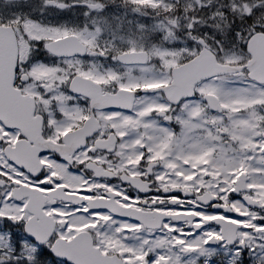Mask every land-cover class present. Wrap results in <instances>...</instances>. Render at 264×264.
<instances>
[{
  "label": "rangeland",
  "instance_id": "374dc122",
  "mask_svg": "<svg viewBox=\"0 0 264 264\" xmlns=\"http://www.w3.org/2000/svg\"><path fill=\"white\" fill-rule=\"evenodd\" d=\"M178 1V5H175L172 0H101L100 9L92 10L90 6L96 5L95 0H0V24L16 28L31 46L30 50H24L21 54L20 73L26 75L27 81L19 87L22 92L32 95L39 101L47 115L50 127L67 130L72 127L68 124L80 116L77 109L80 108L81 99L72 98L66 92L68 83L74 75L90 78L108 88L149 85L164 79L171 67L189 59L195 52L196 46L188 43L189 38L183 35L179 36L177 29L190 30V12L196 4L207 5L209 8L205 24L199 29L206 26L207 28L199 32L200 37L210 40L216 47H218L219 38L224 37L225 31H228L238 43L242 37L248 34L247 29L240 25L242 14L247 9L241 2L246 3V0ZM114 2L126 3L132 9L145 11L147 16L158 13L157 17L161 15V18L150 20L145 18V15L120 7V4L107 8V4ZM255 3L257 7H260L257 2ZM261 11L264 15V9ZM69 34L76 35L92 51L103 54V58L57 59L43 51L42 45L45 42ZM195 34L190 35L194 36ZM139 50L147 51L152 56L153 62L149 66H121L114 59L118 53ZM220 58L225 62L239 64L246 59V55L240 48L239 50L230 47L224 49L220 43ZM240 81H244V79L242 78ZM18 83L20 82L18 81ZM227 84H229L227 81L220 79V86L207 83L202 91L208 89L220 93L224 109L231 118L229 126L225 120L226 117L224 119L220 117V131H225V133L228 130L233 131L237 140L240 139V146L244 147L243 144H249V137L254 135L250 125L255 123L258 128L255 132H261L263 128L261 121L258 122L260 118L251 109H245L250 106L248 103H253L255 100V91H251L253 87L241 86L240 88ZM47 86L49 93H45L44 90ZM144 99L140 97L142 102L137 106V110L138 113L143 111L145 116L146 113H150V106L155 103V97L149 96ZM193 105L196 103H191V105L184 103L182 105L183 114L179 116V123L181 124V121L186 123L179 133L182 137L181 143L184 152H188V146L185 147V145L190 143L188 140L190 127L185 120L188 118L189 108H192ZM73 107L77 109L70 110L74 109ZM240 107L244 109L236 111ZM67 110L74 112L69 114ZM115 115L110 112L104 114L102 124L109 123L113 127L121 125L123 129L126 126V138L134 141L136 145L144 140L143 143L148 147H164L161 148L164 152L161 155L165 165L171 169L175 167L187 172L184 164L175 162L176 155L185 157L184 153L176 152L179 149L178 145L181 144L179 136L177 139L170 140L166 137L168 132L160 128H155L153 133H149L148 126L139 124L141 120L136 119L137 117H126L127 119L122 120L120 117L125 116L118 115V113ZM144 116L143 120H146ZM153 120L159 122L157 119ZM82 123L83 121L81 122L79 119L74 122L75 125ZM225 143L220 136V148H216L215 158L210 154L209 159L214 158L210 162L219 167L221 171L227 172L231 178L241 172L243 168L235 156L237 150ZM174 146H176V150ZM213 148L212 146H203L198 142L194 144V150H197L198 153L203 150L212 152ZM194 160L195 162H192ZM199 160L201 157L194 156L189 162L195 165L200 162ZM253 160L252 162L255 163H247L246 168L252 169L254 184L264 190V160L257 158ZM205 164L203 163V165ZM197 165L200 166V164ZM211 186L212 183H209L207 187L211 188ZM19 208L18 205L3 202L0 206V219L6 218L8 215L18 223L23 222L27 216H22V220H19ZM80 219L75 216L70 218L68 221L70 226L66 235H71L81 228L85 220ZM14 234L22 235L19 230ZM256 245V248L252 249L251 245V248L246 250L243 262V256L239 252L226 251L220 254L215 250L201 248L197 241L184 243L166 238H135L133 235L112 227L105 232L104 243L98 247L103 253L119 255L125 264H216L219 263L217 259L219 254L222 255L220 257V261H223L222 264H264V245ZM37 250V246L29 241L8 243L0 235V264L21 263L23 259H25L24 262H28L27 264H35L32 260L38 257ZM39 264L65 263L54 260Z\"/></svg>",
  "mask_w": 264,
  "mask_h": 264
},
{
  "label": "water",
  "instance_id": "95a60500",
  "mask_svg": "<svg viewBox=\"0 0 264 264\" xmlns=\"http://www.w3.org/2000/svg\"><path fill=\"white\" fill-rule=\"evenodd\" d=\"M69 43H73V48L69 47ZM74 37H67L56 42H53L46 46V49L52 52L55 56H66L74 54H82L83 47H80L76 44ZM247 52L251 56V60L247 65L243 67H231V66H220L214 69L207 68L205 56L203 59L198 58L187 64L182 65L179 68L173 70V75L176 77L178 86L186 87V93H183L181 97H185L190 94L192 87L191 82L195 79L196 76H201L204 74L203 78L209 77L214 73H231L234 71H240L242 68H246L249 71V77L258 82H264V34L257 33L254 34L248 44ZM144 53H131L123 56H119L118 59L121 61L128 62H144ZM211 61V60H208ZM15 63V49L13 40L10 39L9 34L6 31L0 30V120L4 121L6 126L9 128L18 127L22 133V136L28 141L34 143V146H29L25 141H19L14 148H6L5 155L6 157L13 162L18 167L24 169L32 176H36L40 170V166L37 163V156L43 152H55L62 159L68 160L65 156L66 152H62L61 148L53 145L49 142H44L39 138L38 130L36 128H31L32 125L29 120V105L24 97L20 96L19 92L12 88V75L13 68ZM78 77H76L72 84L71 90L77 91ZM189 83V84H186ZM86 95L91 96L88 93V90H83ZM180 97V98H181ZM120 99V93L112 98V101H117ZM109 107H115V105H108ZM128 109V106L122 107ZM98 129L97 125H91L89 129H81L80 132L84 133L81 138L84 139L87 136H91ZM69 137H67L68 139ZM69 143V142H68ZM111 144V142H110ZM83 145L81 143L74 144L72 149H75ZM70 146V145H69ZM98 148H103L102 145L96 144ZM69 149V147H68ZM109 151L111 149H108ZM150 167L147 168L148 174H150ZM86 168L93 172L94 177H110L111 174L103 172L99 167L94 166L93 164H87ZM121 181L129 184L132 188L136 189L140 193H147V184L141 182L139 179L130 178L126 176L120 177ZM243 177L237 182L236 189L234 193L238 190L243 189ZM187 195V194H186ZM25 195L18 196L14 194L16 199H20ZM108 200L95 199V200H85L90 210H108L112 214L127 218L133 221H138L142 223L145 227L155 228L159 226V223L162 218L166 217L162 214L157 213H143L134 211L127 208H122L116 205L112 201V195L108 194ZM27 210L34 215V218L28 222L26 226V234L31 238L38 241L42 244L47 240L52 231V223L50 219L45 217L40 209L41 202H37L34 198L29 195ZM56 198L61 199L64 202H81L80 199H74L75 197L70 195H64L61 191L56 196ZM198 200L203 204H209L214 201V198L209 197L207 194H204L201 197H198ZM249 205L256 206L255 203L244 199ZM213 209L220 210L221 208L217 205L213 206ZM225 212H229L227 208L223 209ZM175 221L182 220L184 218L190 219L191 217H182L174 216L172 217ZM39 219L40 221H35ZM214 222L221 226L222 234L224 239H226L228 244H232L234 241V231L236 226L228 222H224L220 219L214 220ZM47 227L46 235L42 239H36L31 235V232H34L36 228ZM215 243V241H210V244ZM50 252L57 258L65 259L69 264H121L119 260L115 257L102 256L98 251L91 246V240L87 234L81 233L74 237L69 242H64L62 240H57L55 244L51 247Z\"/></svg>",
  "mask_w": 264,
  "mask_h": 264
},
{
  "label": "snow or ice",
  "instance_id": "6c2138e0",
  "mask_svg": "<svg viewBox=\"0 0 264 264\" xmlns=\"http://www.w3.org/2000/svg\"><path fill=\"white\" fill-rule=\"evenodd\" d=\"M30 239V237H27V236H22V235H19V234H12V236L10 237V242L11 241H16V242H21V241H28ZM13 251H15V249H13ZM46 255V253L44 252L43 249H38L37 250V256L39 257H44Z\"/></svg>",
  "mask_w": 264,
  "mask_h": 264
},
{
  "label": "flooded vegetation",
  "instance_id": "af4514ba",
  "mask_svg": "<svg viewBox=\"0 0 264 264\" xmlns=\"http://www.w3.org/2000/svg\"><path fill=\"white\" fill-rule=\"evenodd\" d=\"M196 99H197V96L194 97L193 101H195ZM218 99H220L219 96H218Z\"/></svg>",
  "mask_w": 264,
  "mask_h": 264
},
{
  "label": "trees",
  "instance_id": "16d2710c",
  "mask_svg": "<svg viewBox=\"0 0 264 264\" xmlns=\"http://www.w3.org/2000/svg\"><path fill=\"white\" fill-rule=\"evenodd\" d=\"M250 17H248V19H249ZM18 264H23V263H18Z\"/></svg>",
  "mask_w": 264,
  "mask_h": 264
}]
</instances>
